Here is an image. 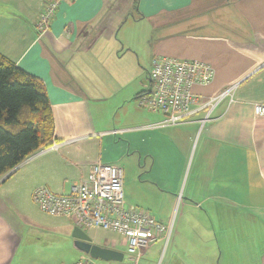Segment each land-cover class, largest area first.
Segmentation results:
<instances>
[{
  "label": "crops",
  "instance_id": "0c3cea01",
  "mask_svg": "<svg viewBox=\"0 0 264 264\" xmlns=\"http://www.w3.org/2000/svg\"><path fill=\"white\" fill-rule=\"evenodd\" d=\"M45 1L0 0V56L42 81L61 142L0 176V264H71L82 254L72 220L41 212L31 193L67 194L99 161L122 168L126 205L173 220L162 251L159 240L135 262L128 255L133 264H264V116L253 113L264 104V0H65L38 38ZM110 15L109 28L128 17L136 24L134 42L110 44L115 59L102 51ZM154 56L209 63L212 81L194 92L235 85L232 100L203 124L198 112L151 128L159 120L148 123L157 116L136 97L150 89ZM140 170L142 202L133 196ZM92 229L93 243L120 250Z\"/></svg>",
  "mask_w": 264,
  "mask_h": 264
},
{
  "label": "built area",
  "instance_id": "2783aa9c",
  "mask_svg": "<svg viewBox=\"0 0 264 264\" xmlns=\"http://www.w3.org/2000/svg\"><path fill=\"white\" fill-rule=\"evenodd\" d=\"M65 0H46L35 21L40 38L49 28L58 6ZM150 89L136 98L138 106L159 113L161 119L151 128L177 126L189 122L202 112L201 124L210 119L211 112L223 100H232L235 85L222 89L212 96L194 92L197 85H208L214 76L212 66L198 59H177L167 56L151 58L148 71ZM256 116H264V104L253 105ZM112 129L107 134H121ZM103 134V133H101ZM61 142L52 139L40 150H56ZM31 200L38 209L50 216L70 218L83 230L101 228L116 232L123 238L126 254L137 260L140 253L155 242L167 244L173 229V220L164 223L148 210L127 207L123 194V170L114 163L96 162L90 165L86 178L71 184L67 194H57L40 186L31 193ZM71 264H96L86 254Z\"/></svg>",
  "mask_w": 264,
  "mask_h": 264
},
{
  "label": "trees",
  "instance_id": "16d2710c",
  "mask_svg": "<svg viewBox=\"0 0 264 264\" xmlns=\"http://www.w3.org/2000/svg\"><path fill=\"white\" fill-rule=\"evenodd\" d=\"M53 132L42 81L0 56V176L47 146Z\"/></svg>",
  "mask_w": 264,
  "mask_h": 264
},
{
  "label": "rangeland",
  "instance_id": "374dc122",
  "mask_svg": "<svg viewBox=\"0 0 264 264\" xmlns=\"http://www.w3.org/2000/svg\"><path fill=\"white\" fill-rule=\"evenodd\" d=\"M111 18H112L111 15L106 17L105 21L103 23V26L106 29H105L104 37L102 39V43H103L102 51L106 52L107 58L115 59V58H113L114 57L113 55H109V53L112 50V47L110 46V44H113L115 46L119 45L121 47L123 42H125V43L134 42L133 35H135V29H133V25H136V24L134 22H131L130 17H128V19H127L128 21H124V19H121L120 21H118L117 25L114 28H109ZM114 19L115 18L113 17V20ZM115 20H117V18ZM123 48L125 49L126 47L124 46ZM146 50H148V49L145 47V51ZM145 111H146V109H145ZM147 111H149V110H147ZM152 113H154L157 116V118H156L157 120L152 119V120L148 121V123H152V122H155V121H158L161 119V115L159 113H155V112H152ZM142 175H143V173L140 170V171H137V173H134L133 177H134L135 181L136 180L142 181V180H144L142 178ZM141 183L142 184H141L140 188H138L137 186L134 188L135 193L133 196L135 197V199L140 200L142 202L141 198L145 199V181H142ZM126 206H132V207L138 206V208L145 209V203L144 204H136V205L130 203V204H127ZM172 217L174 218V214H172ZM91 232H92V234H94V237L99 242L107 243L109 245H113V246L117 247L118 249H120L124 253V259L122 261H106V260H101V259H95L96 264H108V263L133 264L132 260H130V258L128 256V254H126V246H125V243L123 242V238L120 234H118L116 232H111L109 230L101 229V228L92 229ZM159 245H160V250H161L163 245H165L164 241L160 242ZM164 250H165V248H164ZM134 262H135V260H134Z\"/></svg>",
  "mask_w": 264,
  "mask_h": 264
},
{
  "label": "water",
  "instance_id": "95a60500",
  "mask_svg": "<svg viewBox=\"0 0 264 264\" xmlns=\"http://www.w3.org/2000/svg\"><path fill=\"white\" fill-rule=\"evenodd\" d=\"M71 237L73 239V247L94 260L122 261L124 258V253L120 250L93 243L88 233L81 228L74 227L71 232Z\"/></svg>",
  "mask_w": 264,
  "mask_h": 264
}]
</instances>
